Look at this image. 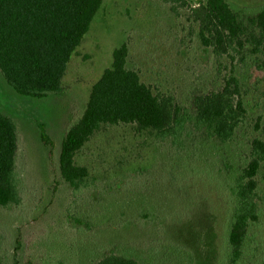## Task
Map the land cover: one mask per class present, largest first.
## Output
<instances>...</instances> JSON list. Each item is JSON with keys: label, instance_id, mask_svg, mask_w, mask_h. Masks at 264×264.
<instances>
[{"label": "rangeland", "instance_id": "374dc122", "mask_svg": "<svg viewBox=\"0 0 264 264\" xmlns=\"http://www.w3.org/2000/svg\"><path fill=\"white\" fill-rule=\"evenodd\" d=\"M225 1L243 17L264 5ZM123 43L127 67L143 83L174 93L188 109L194 94L219 89L231 70L242 86L247 120L225 144L187 126L180 147L136 136L123 124L103 128L75 156L87 168L88 187L77 197L66 184L53 191L48 149L36 123L46 126L55 166L63 133ZM217 61L199 44L187 7L103 0L67 64L61 95L19 96L0 75V112L17 129L21 181L19 204L0 207V263L90 264L115 252L140 264H229L223 180L232 183L239 175L252 139L264 140V60L245 52L243 61ZM256 179L263 212L252 228L251 249L236 264H264V163Z\"/></svg>", "mask_w": 264, "mask_h": 264}, {"label": "trees", "instance_id": "16d2710c", "mask_svg": "<svg viewBox=\"0 0 264 264\" xmlns=\"http://www.w3.org/2000/svg\"><path fill=\"white\" fill-rule=\"evenodd\" d=\"M188 9V21L195 26L201 47L216 62L226 56L244 60L245 52L264 60V5L251 16L235 13L225 0H161ZM103 0H0V75L19 96L44 99L63 93L62 78L67 64L89 30ZM128 46L112 51L111 64L91 86L79 118L63 133L57 157L52 163L53 142L46 126L37 122L39 139L48 151L53 191L62 184L74 197L89 185L88 171L75 161L76 154L101 129L127 125L136 136L154 142L169 141L180 147L187 126L219 144L232 140L247 120L242 86L231 70L221 86L196 93L191 109L183 107L174 93L143 83L136 70L127 67ZM18 135L14 121L0 112V207L18 205L20 179L15 156ZM264 163V140L249 144L245 166L228 183L229 229L226 248L229 264H236L249 252L252 228L263 212L257 174ZM1 264V263H0ZM90 264H140L136 259L109 252Z\"/></svg>", "mask_w": 264, "mask_h": 264}]
</instances>
